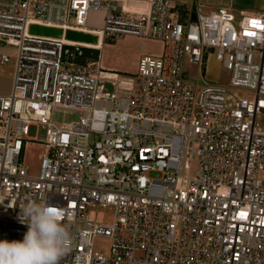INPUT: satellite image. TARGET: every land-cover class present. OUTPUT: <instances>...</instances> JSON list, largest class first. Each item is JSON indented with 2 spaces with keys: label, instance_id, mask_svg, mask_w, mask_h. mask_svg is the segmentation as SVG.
Returning <instances> with one entry per match:
<instances>
[{
  "label": "built area",
  "instance_id": "built-area-1",
  "mask_svg": "<svg viewBox=\"0 0 264 264\" xmlns=\"http://www.w3.org/2000/svg\"><path fill=\"white\" fill-rule=\"evenodd\" d=\"M123 35L158 40L164 53L134 73L107 70L102 41ZM0 41L17 48L12 91L0 93V240H23L19 205L31 197L65 213L73 244L59 264H264V7L182 19L172 0H0ZM209 54L227 84L205 75ZM57 109L80 119L60 125ZM31 125L47 137L37 175L23 161L38 142ZM91 207L112 220L96 222Z\"/></svg>",
  "mask_w": 264,
  "mask_h": 264
},
{
  "label": "rangeland",
  "instance_id": "rangeland-1",
  "mask_svg": "<svg viewBox=\"0 0 264 264\" xmlns=\"http://www.w3.org/2000/svg\"><path fill=\"white\" fill-rule=\"evenodd\" d=\"M180 5L186 3L192 12L197 11L200 7L204 12L217 10L219 7L229 4L232 1V7L239 11L244 9H257L262 0H173ZM181 7V6H179ZM178 7V8H179ZM183 8V6H182ZM93 27L102 25V14L92 13ZM162 44L155 39L142 38L133 35H123L114 40L106 39L102 41L100 46V58L102 66L107 70L118 71L120 73H134L138 69L139 61L146 55H152L154 52L163 51ZM169 48L167 49V51ZM7 54L11 56L10 61L5 64H0V93H10L13 86L15 57L17 48L8 44L5 41H0V55ZM193 77L200 84H205L203 74H200L199 67L196 65H186ZM205 75L210 78V81L227 84L230 80V72L227 70L216 56L209 54L205 58ZM112 89V86H108ZM80 119V114L77 112L57 109L54 111V121L60 125H66L72 121ZM264 125V118L261 120ZM29 136L37 137L38 142H31L23 155V161L29 168L32 175L39 174L40 163L42 157L48 152L46 145V130L39 125H31ZM90 217L98 223H106L112 220L114 211L110 208L91 207L88 210ZM96 244L100 247L107 248L109 241L107 239H97Z\"/></svg>",
  "mask_w": 264,
  "mask_h": 264
},
{
  "label": "clouds",
  "instance_id": "clouds-1",
  "mask_svg": "<svg viewBox=\"0 0 264 264\" xmlns=\"http://www.w3.org/2000/svg\"><path fill=\"white\" fill-rule=\"evenodd\" d=\"M19 209L18 219L28 230L22 241L0 240V264H59L73 244L69 228L62 223L64 211L31 197Z\"/></svg>",
  "mask_w": 264,
  "mask_h": 264
},
{
  "label": "water",
  "instance_id": "water-1",
  "mask_svg": "<svg viewBox=\"0 0 264 264\" xmlns=\"http://www.w3.org/2000/svg\"><path fill=\"white\" fill-rule=\"evenodd\" d=\"M30 32L33 34L50 36V37L65 36V38L68 40L93 43V44H97L99 41L98 35L93 33L73 30V29H67L66 31H64V29L60 27L46 26L42 24H32L30 27Z\"/></svg>",
  "mask_w": 264,
  "mask_h": 264
},
{
  "label": "crops",
  "instance_id": "crops-1",
  "mask_svg": "<svg viewBox=\"0 0 264 264\" xmlns=\"http://www.w3.org/2000/svg\"><path fill=\"white\" fill-rule=\"evenodd\" d=\"M173 1V0H172ZM173 3L175 4L176 6V9L177 11L179 12L180 16L182 19H186L187 17H189V15H193L196 13V11L192 12L191 9L187 6V4L185 3H182L181 5L179 3H176V1H173ZM232 1H229V4H225L224 6H221V7H227V8H230L231 10H234V11H237L235 10L233 7H232ZM181 6V7H179ZM183 6V8H182ZM260 7H257V9H244V8H240V10H246L250 13H254V12H258L260 11L263 7H264V0H262V3L259 4ZM179 7V8H178ZM220 8V7H219ZM198 10H201L203 11L200 7L198 8ZM214 10H210L209 12H212ZM204 12V11H203ZM209 12H206V13H209ZM93 13H96V14H102V11H94ZM94 29V28H93ZM160 42V41H159ZM164 48V44L162 42H160ZM164 53V50L163 51H157V52H154L152 55H156V56H160Z\"/></svg>",
  "mask_w": 264,
  "mask_h": 264
},
{
  "label": "trees",
  "instance_id": "trees-1",
  "mask_svg": "<svg viewBox=\"0 0 264 264\" xmlns=\"http://www.w3.org/2000/svg\"><path fill=\"white\" fill-rule=\"evenodd\" d=\"M98 54H99V52L97 51V52L95 53V55L98 56Z\"/></svg>",
  "mask_w": 264,
  "mask_h": 264
},
{
  "label": "bare ground",
  "instance_id": "bare-ground-1",
  "mask_svg": "<svg viewBox=\"0 0 264 264\" xmlns=\"http://www.w3.org/2000/svg\"><path fill=\"white\" fill-rule=\"evenodd\" d=\"M98 44V43H97Z\"/></svg>",
  "mask_w": 264,
  "mask_h": 264
}]
</instances>
